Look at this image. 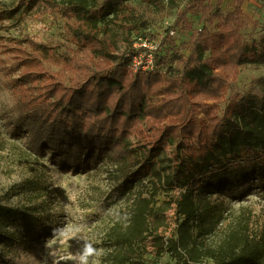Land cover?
<instances>
[{"label":"trees","instance_id":"trees-1","mask_svg":"<svg viewBox=\"0 0 264 264\" xmlns=\"http://www.w3.org/2000/svg\"><path fill=\"white\" fill-rule=\"evenodd\" d=\"M225 1L43 0V13L66 19L69 46L30 37L0 42V75L13 101L3 113L9 135L25 141L30 157H45L61 171L88 173L112 163L117 192L134 197L126 222L106 232L100 264H142L135 251L148 239L157 256L178 264H264V221L249 207L235 211L210 197L215 184L264 174V76L246 94L227 97L232 79L264 66V38H244L248 0H232L230 11ZM173 11V25L158 36L154 67L134 72L136 39ZM190 16L199 17L200 28ZM107 24L130 37L120 57L103 38ZM181 31L191 36L178 44ZM170 147L163 174L155 160ZM147 182L153 192H144ZM168 187L178 193L170 199L177 220L171 237L149 229L155 198ZM11 214L0 204V218Z\"/></svg>","mask_w":264,"mask_h":264},{"label":"rangeland","instance_id":"rangeland-1","mask_svg":"<svg viewBox=\"0 0 264 264\" xmlns=\"http://www.w3.org/2000/svg\"><path fill=\"white\" fill-rule=\"evenodd\" d=\"M42 3L43 0H0V42L30 37L61 49L69 46L66 19L43 13ZM132 3L139 4L141 0ZM223 9L232 10V0H226ZM176 13L173 11L143 32V42L134 37L136 47L146 42L147 47L158 49L161 40L158 36L173 25ZM245 13L251 23L243 31L244 38L249 42L264 38V1L248 0ZM190 19L194 28L201 27L198 16ZM105 27L103 38L107 44L114 45L113 55L120 57L130 37L120 26ZM190 36L191 32H179L177 43L189 41ZM262 76L264 66L247 68L231 80L227 97L232 92L246 94L251 82ZM4 80L0 75V204L13 210V214L0 218V264H100L106 249V232L115 222H126L134 197L117 192V174L112 171V163L105 162L88 173L76 174L59 170L45 157H30L25 141L14 140L5 126L3 113L11 108L13 101ZM226 103L227 100L221 104L222 109ZM129 141L132 148L138 146L137 136L132 135ZM172 151L171 147L165 149L155 160L163 174L170 171ZM144 185V192L150 189L153 192L151 183ZM177 195L173 187L159 190L150 231L157 230L166 237L174 235L177 220L170 199ZM210 197L219 198L235 211L241 206L249 207L256 221H264L262 173L236 176L215 184ZM152 245L148 239L137 248L136 259L142 264H178L168 254L157 256Z\"/></svg>","mask_w":264,"mask_h":264},{"label":"built area","instance_id":"built-area-1","mask_svg":"<svg viewBox=\"0 0 264 264\" xmlns=\"http://www.w3.org/2000/svg\"><path fill=\"white\" fill-rule=\"evenodd\" d=\"M171 35H174V31H171ZM138 41L143 42V38H138ZM135 48L140 49V51L137 52V55L133 57L132 66L134 71L137 70H149L154 67V54L157 50V46L154 47V49H151L147 47V43H139L138 47H136V44L134 45Z\"/></svg>","mask_w":264,"mask_h":264}]
</instances>
